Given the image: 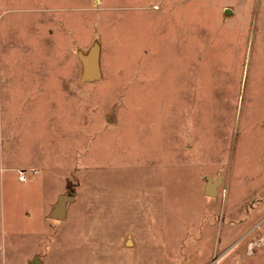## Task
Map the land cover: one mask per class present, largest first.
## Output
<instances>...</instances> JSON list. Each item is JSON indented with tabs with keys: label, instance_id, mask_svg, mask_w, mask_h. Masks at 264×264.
<instances>
[{
	"label": "rangeland",
	"instance_id": "374dc122",
	"mask_svg": "<svg viewBox=\"0 0 264 264\" xmlns=\"http://www.w3.org/2000/svg\"><path fill=\"white\" fill-rule=\"evenodd\" d=\"M0 79V264H264V0H0Z\"/></svg>",
	"mask_w": 264,
	"mask_h": 264
},
{
	"label": "crops",
	"instance_id": "0c3cea01",
	"mask_svg": "<svg viewBox=\"0 0 264 264\" xmlns=\"http://www.w3.org/2000/svg\"><path fill=\"white\" fill-rule=\"evenodd\" d=\"M49 40H46V38L45 37H43V35H40V36H38V40H37V42H36V47H34V51H35V53L34 54H32V56L34 57V58H36V60H37V56L39 55V53H44V50H45V47H47L48 45H49ZM53 50L54 49H52V52H53ZM76 52H77V50H76ZM54 54V53H53ZM75 55H76V53H75ZM66 57H68L67 55L66 56H63L62 57V59L63 60H66ZM34 58H32V60L31 61H28V64H33V63H35V60H34ZM78 58V57H77ZM79 60V59H78ZM24 61V60H23ZM38 61V60H37ZM39 62V61H38ZM44 67L46 66H48V63H47V61H44V62H40ZM54 63V55H51V71H47L45 74H43V75H46L47 77H49V75L51 74L52 76L54 75V74H58L59 75V81H57V80H54V82H53V85H52V90L55 88V87H62V88H69V84H70V82H71V80L73 79V77H74V75H71L69 72H64V71H62V72H57V71H54V70H52V64ZM79 65H80V74H79V80L80 81H82L83 83H87L86 81H83L82 80V76H81V64H80V61H79ZM7 76H10L11 74L9 73H7L6 74ZM6 76V79H5V88H7V89H10V88H12V87H14L15 85H20V88L23 90V91H25V90H32L29 86H21V84H19L18 82H14L13 80H11V78L9 77H7ZM39 76H41V74L39 75ZM42 78H45V77H43V76H41ZM56 82V83H55ZM2 82H1V79H0V95L2 94ZM0 139H1V141H2V122H1V126H0ZM26 160H29V159H27L26 158ZM0 163H1V165H2V156H0ZM57 213V212H56Z\"/></svg>",
	"mask_w": 264,
	"mask_h": 264
},
{
	"label": "water",
	"instance_id": "95a60500",
	"mask_svg": "<svg viewBox=\"0 0 264 264\" xmlns=\"http://www.w3.org/2000/svg\"><path fill=\"white\" fill-rule=\"evenodd\" d=\"M232 15L229 9L223 11L225 18ZM78 59L81 64V76L82 80L86 82L96 81L101 77L100 70V46L97 39L94 40L91 48L87 52H77ZM220 182L208 183L206 194L208 196H214L213 189L219 186ZM212 191V192H211ZM56 217H59V210H57Z\"/></svg>",
	"mask_w": 264,
	"mask_h": 264
},
{
	"label": "built area",
	"instance_id": "2783aa9c",
	"mask_svg": "<svg viewBox=\"0 0 264 264\" xmlns=\"http://www.w3.org/2000/svg\"><path fill=\"white\" fill-rule=\"evenodd\" d=\"M36 171H34V173H35ZM27 173L25 172V171H19V180L20 181H24L25 180V178L27 177Z\"/></svg>",
	"mask_w": 264,
	"mask_h": 264
}]
</instances>
